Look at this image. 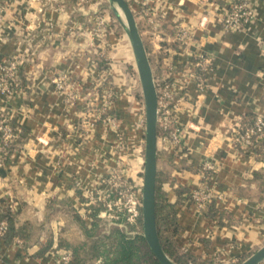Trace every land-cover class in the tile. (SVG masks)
I'll return each instance as SVG.
<instances>
[{"label": "crops", "instance_id": "1", "mask_svg": "<svg viewBox=\"0 0 264 264\" xmlns=\"http://www.w3.org/2000/svg\"><path fill=\"white\" fill-rule=\"evenodd\" d=\"M126 1L154 80L172 72L183 96L181 144L157 142V185L179 225L174 244L195 264L245 258L264 245V155L233 139L247 117L264 113V0H253L254 21L234 31L222 22L233 0H153L157 28L141 0ZM129 40L109 0H0V63L17 61L0 83V119L19 126L0 200L15 204L16 229L27 228L26 238H0V264H55L60 244L80 246L117 227L98 196L112 189L118 164L137 185L144 167V104L132 93ZM205 54L213 72L201 93L188 75ZM62 75L76 100L56 89ZM206 160L216 165L217 190L231 196L216 203L218 215L197 211L188 197Z\"/></svg>", "mask_w": 264, "mask_h": 264}, {"label": "built area", "instance_id": "2", "mask_svg": "<svg viewBox=\"0 0 264 264\" xmlns=\"http://www.w3.org/2000/svg\"><path fill=\"white\" fill-rule=\"evenodd\" d=\"M86 1V0H83ZM153 0H141V5L144 11L149 15V22L154 28L159 25V20L154 16H150L151 3ZM255 15L253 11V0H233L230 3L229 10L223 18V28L226 31L239 30L247 24L254 21ZM178 39H185L187 33L184 29L177 26ZM17 69V61H10L8 64L0 63V83L6 82L15 75ZM213 72V58L210 54L201 56L195 63L194 71L189 73V81L195 85L199 92H204L207 88V81L210 74ZM173 73H168L165 79L157 80L156 89L158 93V128L163 131L161 139L169 145H180L182 142L183 129L179 125V114L183 110V96L182 91L176 85L173 79ZM160 84V85H159ZM54 85L59 91H69V99L76 100L77 95L71 92L70 87L74 88V84L69 83L65 75L58 76L54 79ZM108 110V111H107ZM109 112V108H105ZM106 113V112H105ZM113 129L119 131L120 123L117 117L108 114L105 118ZM0 134L2 142H0V167L4 166L5 160L9 156V149L7 146L18 141L19 129H15L9 120L0 119ZM233 142L237 147L251 149L255 152H260L264 155V113H258L254 116L251 125L246 128L240 125L236 132ZM118 148H122V143L119 142ZM121 163V161H119ZM121 164L110 183L112 190L106 193L99 194L98 198L105 203V210L108 216L113 218L114 213L119 212V216H125L131 223H136L142 216V188L133 185L123 174ZM217 173L216 165L206 160L201 168V184L191 192L189 200L194 205L197 211L205 212L210 203L224 204L231 196L221 193L217 190V181L215 175ZM142 187V186H141ZM104 192V191H103ZM111 197H115L113 200ZM240 202L241 200H237ZM11 211H15V204L10 203ZM118 216V217H119ZM117 217V218H118ZM8 226L6 222L0 223V238H3L7 232ZM220 255L217 254V256ZM216 256V257H217ZM72 259L71 252L64 250L59 251L55 264H70ZM219 259V257H217ZM231 260V259H230ZM235 259H233V263ZM231 262L217 260L215 264H230Z\"/></svg>", "mask_w": 264, "mask_h": 264}, {"label": "trees", "instance_id": "3", "mask_svg": "<svg viewBox=\"0 0 264 264\" xmlns=\"http://www.w3.org/2000/svg\"><path fill=\"white\" fill-rule=\"evenodd\" d=\"M156 83H158L157 80ZM253 120L254 117H247L246 121L243 123L244 127L246 128L251 125ZM10 123L16 130L19 129V126L12 123V121H10ZM158 136H163L161 128H158ZM1 140L2 136L0 134V142H2ZM17 145V142H15L7 146L9 149V156L5 160L4 166L0 167L1 175L6 174V169L10 164L11 153L15 150ZM99 206L102 207L101 205ZM221 211L222 210L219 206L217 207L216 203L213 202L208 205L205 212L218 215ZM156 213L159 239L167 256L175 264H195V261L191 260L189 256L180 255L174 244V238L179 231V225L176 220V211L174 206L165 198L159 185H157L156 192ZM92 214L94 215V213ZM16 215V211H11L9 202L3 199L0 200V223H7L8 229L4 237L8 241H11L15 237H27L25 233L27 229L26 227L16 229ZM138 224L141 225V232L134 237H129V235H127V233L120 227H114L103 237H100L99 235L95 236L90 243L86 242L76 247L67 246V248H65V244L62 243L59 248L71 252L72 259L70 264H87L85 253L86 248L89 247L92 250L95 259L100 261V264H161L154 256L144 238L142 218L139 219ZM94 227H96V225H94ZM89 236H92V234H89Z\"/></svg>", "mask_w": 264, "mask_h": 264}, {"label": "water", "instance_id": "4", "mask_svg": "<svg viewBox=\"0 0 264 264\" xmlns=\"http://www.w3.org/2000/svg\"><path fill=\"white\" fill-rule=\"evenodd\" d=\"M118 12L124 15L127 34L132 44L143 91L146 131L143 171L142 218L144 238L154 256L161 264H175L161 246L157 227V142H158V93L152 67L144 42L136 24L135 16L126 0H109ZM264 262V246L241 264Z\"/></svg>", "mask_w": 264, "mask_h": 264}, {"label": "rangeland", "instance_id": "5", "mask_svg": "<svg viewBox=\"0 0 264 264\" xmlns=\"http://www.w3.org/2000/svg\"><path fill=\"white\" fill-rule=\"evenodd\" d=\"M120 13V12H119ZM121 14V13H120ZM122 15V17H123V19H124V21H125V18H124V15L123 14H121ZM126 23V22H125ZM130 41V40H129ZM130 43V45L132 46V44H131V41L129 42ZM132 50H133V48H132ZM133 67H132V73L134 74V76H132L133 78H132V80H133V82H134V84H133V82H132V84H131V87H132V93H134V90H135V93H136V96H137V98L142 102V104H144V97H143V91H142V86H141V82H140V77H139V73H138V69H137V64H136V60H135V57H134V59H133ZM136 84V86H135V88L133 87V85H135ZM129 87V86H128ZM139 125H141V127H142V129H143V131H144V152H145V131H146V116H145V105H144V112L142 113V117H141V120L139 121ZM122 169H123V167H122ZM143 171H144V167H143ZM143 171H142V174H141V176L139 177V179H138V185L135 183V182H130V183H132L133 185H137L139 188H142V191H143ZM141 179H142V181H141ZM142 186V187H141ZM110 190H112V189H110ZM113 200L115 199V197H111ZM103 204H105L104 202H101V208L102 209H104L105 207H104V205ZM114 216L115 217H113V218H109V219H111V222L112 223H114L117 227H119V222L120 221H123L122 222V224H123V226H120V228L121 229H123L126 233H127V235H129V237H134V236H136V235H139V233L141 232V225L140 224H138V220L136 221V223H133V224H131L127 219H126V217L125 216H119V212L118 213H114ZM119 216V217H118ZM118 217V218H117ZM140 218H142V216L140 217ZM139 218V219H140ZM142 222H143V218H142ZM114 226V225H113ZM115 227V226H114ZM100 232L98 233V235L100 236V237H103L104 235H107V232H105V230L103 229V228H101L100 230H99ZM90 241H91V239H89V242H87V243H90ZM82 245V244H81ZM89 246V245H88ZM262 246H264V245H262ZM262 246H260L259 248H257V249H255L254 251H253V253H255L258 249H260ZM181 253V252H180ZM253 253H251V254H253ZM251 254H249L247 257H245V258H242V259H235L234 261V263H233V259H231V260H229V262H231L230 264H241V263H243L247 258H249L250 256H251ZM85 257H86V262H87V264H100V261H98V260H96L95 259V257H94V255H93V252H92V250L90 249V247L89 248H86V253H85ZM261 264H264V262L263 263H261Z\"/></svg>", "mask_w": 264, "mask_h": 264}]
</instances>
